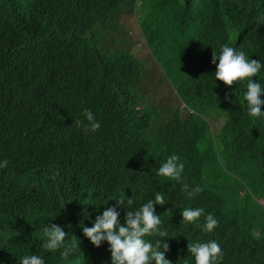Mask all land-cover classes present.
<instances>
[{
    "label": "trees",
    "instance_id": "obj_1",
    "mask_svg": "<svg viewBox=\"0 0 264 264\" xmlns=\"http://www.w3.org/2000/svg\"><path fill=\"white\" fill-rule=\"evenodd\" d=\"M136 2L0 0V37L16 51L0 66V159L9 161L0 169V264H18L24 253L49 264H104L81 224L91 226L121 189L133 193V207L163 191L161 238L174 249L215 238L221 264H264V119L250 118L243 90L218 87L205 65L220 44L264 63V24L256 22L264 0H141L151 54L188 106L158 124L159 110L140 108L144 65L108 52L98 34ZM83 108L100 121L97 131L77 127ZM215 116L226 117L218 133L209 127ZM172 153L185 182L202 187L191 199L155 174ZM197 206L219 222L209 235L182 221L180 209ZM46 223L79 240L75 254L41 247Z\"/></svg>",
    "mask_w": 264,
    "mask_h": 264
},
{
    "label": "clouds",
    "instance_id": "obj_2",
    "mask_svg": "<svg viewBox=\"0 0 264 264\" xmlns=\"http://www.w3.org/2000/svg\"><path fill=\"white\" fill-rule=\"evenodd\" d=\"M142 12V2L137 0L131 13L138 16L140 26ZM256 22L259 25L264 24V13L257 16ZM143 36L145 38L144 33ZM146 43L150 49L147 40ZM218 48L219 50L213 51L211 59L205 63L207 74L222 89H242V99L247 107V115L250 118L264 119V79L261 75L264 63L260 59L248 57L245 51L228 44H220ZM123 51L137 58L128 50L111 51L108 49V52L112 54ZM15 55L13 43L4 41L0 37V66L14 60ZM151 56L153 58L152 54ZM143 107L146 106L142 105L140 108L143 109ZM184 107L187 108V104H184ZM174 112L167 119H159L160 112H155L152 122L164 123ZM191 113L194 111L191 110ZM81 115L83 120L75 121L77 127L82 126L85 132H95L100 128V121L95 118L91 109H81ZM215 117L208 118L209 127L213 132L218 133L224 124L217 131L213 129L211 121L215 120ZM8 163L7 159H0V169L6 168ZM183 171L184 164L180 162L177 154L172 153L161 161L155 174L157 177L177 181L181 191L191 199L202 191V187L199 184L191 186L185 182ZM153 192L152 199H148L138 207H133V193L129 196L125 189L118 190L111 198L115 199V205L106 207L96 215L91 226L81 224L84 235L94 244L89 245L104 253L106 257L104 264H221L224 260V249L222 243L215 238L190 242L182 250L174 249L169 240L161 238L167 237L168 234L167 230L162 227L163 220L158 208L162 207L161 204L167 200L162 190ZM117 206H122L125 210L118 211ZM180 210L182 221L198 227L205 234L209 235L219 227V222L214 215L207 213L202 207H184ZM42 231L41 247L44 250L48 252L59 250L60 255L65 258L76 253L79 240L66 239V233L60 225L46 223L42 226ZM187 257L190 261H187ZM18 264L49 263L43 255L24 253L18 257Z\"/></svg>",
    "mask_w": 264,
    "mask_h": 264
},
{
    "label": "rangeland",
    "instance_id": "obj_3",
    "mask_svg": "<svg viewBox=\"0 0 264 264\" xmlns=\"http://www.w3.org/2000/svg\"><path fill=\"white\" fill-rule=\"evenodd\" d=\"M101 43L111 51L128 50L144 65L145 74L138 83L144 106L159 110V119H167L176 109L184 105L178 91L171 85L165 72L153 60L150 49L143 36L138 16L133 13H121L119 22L113 27H99ZM211 127L216 131L225 123L226 117L216 116ZM264 203V200L261 201Z\"/></svg>",
    "mask_w": 264,
    "mask_h": 264
}]
</instances>
